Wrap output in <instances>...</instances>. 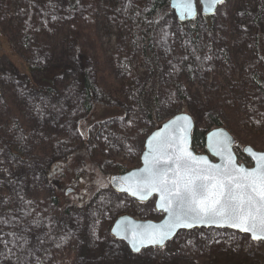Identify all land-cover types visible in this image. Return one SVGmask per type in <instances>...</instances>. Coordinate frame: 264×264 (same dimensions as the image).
Wrapping results in <instances>:
<instances>
[{
  "label": "trees",
  "instance_id": "1",
  "mask_svg": "<svg viewBox=\"0 0 264 264\" xmlns=\"http://www.w3.org/2000/svg\"><path fill=\"white\" fill-rule=\"evenodd\" d=\"M67 1L68 6L61 7L60 0H24L20 4V10L25 20L15 29V34L21 36L25 44L39 43L37 38L45 23H49L53 18L52 21L56 19L60 24L61 13L70 14L82 8L79 0ZM170 1L132 0L128 1L123 9H114V7L109 10V16L119 28L124 25L122 21L128 22L127 31L131 33L135 47L142 51L148 64V79L142 83L138 99L132 109L141 110L150 119H154L152 130L182 110L193 115L197 113V109L184 97L180 82L173 81L172 84L160 86L161 61L156 49V37H164L169 32L167 19L173 14ZM254 2L257 7L251 23L261 29L264 0H249V6ZM4 16L1 15L0 18ZM216 17L221 23L219 32L223 38L219 42L222 45L215 38L218 32L215 26ZM200 18L207 23L210 31V35L206 38H202L198 24ZM200 18L194 22H179L183 29L179 36L184 52L182 66L193 70L192 68L202 65L207 54L214 52L222 54L226 66L230 65L233 15L228 11L227 1L219 7L214 16ZM86 19V24L85 22L79 25L70 24L67 29L68 34L65 37L67 40H64V43L72 42L74 45L69 51L67 66L46 63L43 65L37 61L34 53V58L31 57L29 61L27 59L25 70L18 69L15 73L17 80L26 81V85L32 88L34 94L55 98V100L48 99L57 104L53 112H61L53 122L57 127L61 119L64 118L63 122L69 117L60 108L63 94L75 93L76 96H81L83 103L76 112H74L75 108H72L71 118L74 115L78 123V133L74 139L66 132L50 135L45 131L44 125L36 124L34 120L32 123L28 114L22 107L16 106L13 99L8 100L10 110L4 123L0 124V151L7 160L6 163L5 159L0 161V223L2 225L0 234L4 239L2 257L7 264H126L128 262L125 260L127 258L125 252L121 254L117 251V242L109 237L106 227L104 229L103 226L97 225L103 217L102 210L95 213L85 201L87 195L93 194L97 187L104 182L105 186L109 183L113 174L110 171L124 173L130 169L119 164L112 166L114 169H111L109 163L103 161L104 158L99 153L92 151L96 147L94 134L102 121L112 113H117V109L95 104L96 100L100 95L103 98V94H113L120 99L122 93L117 90L121 85L114 81L108 68L109 82L105 84L103 82V51L99 45L96 48L97 54L89 48L90 42L97 40L96 18L94 15H88ZM2 21L3 23L0 21V24L6 25L5 28L10 34L9 25L5 19ZM259 36L261 37L258 45L259 58L257 61L251 59L248 67L250 87L247 88L245 79L236 81V91L240 92L238 102L223 101L221 96L214 102L213 96L208 94L209 101L206 108L210 128L227 127L238 143L242 139L243 131L240 125L236 124L231 113L235 109L243 110L246 98L251 102L248 107L251 116L249 121L247 119L248 125H251L250 129L256 128L258 131L264 129V82L258 67L260 60L264 58V33H260ZM38 47L42 46L38 45ZM121 57L124 63H130L129 56ZM72 71H76V77L73 81L65 83ZM134 74L138 76L136 71ZM251 87L252 90L249 91ZM101 88L104 90L101 91ZM163 91L165 97L170 98L169 102H173L176 108L166 117H157L158 108L163 104ZM216 105L218 110L214 108ZM118 110L121 114L122 109L118 108ZM139 118V113L128 115L122 124L123 131H120V134L124 137L135 135L139 129ZM243 119L242 116L239 122ZM140 131L145 132V129L141 128ZM206 132L196 128L193 135L195 150L196 147H206ZM71 145L74 148L69 150ZM238 157L243 161L240 155ZM32 162L37 164L38 175L45 181L31 192L20 163ZM21 173H23L24 186L17 191V186L14 187L13 184L17 181L22 184ZM67 182H71L76 189L82 191L81 201L76 197L62 195ZM97 192L94 197L98 195ZM87 235L90 236V240ZM82 239L86 240L85 244ZM133 260L134 263L131 261L130 264H143L142 261Z\"/></svg>",
  "mask_w": 264,
  "mask_h": 264
},
{
  "label": "rangeland",
  "instance_id": "2",
  "mask_svg": "<svg viewBox=\"0 0 264 264\" xmlns=\"http://www.w3.org/2000/svg\"><path fill=\"white\" fill-rule=\"evenodd\" d=\"M23 1L0 0V16L5 15L4 18H0V21L3 23L2 19H5L11 29L9 34V31L5 28L6 25L0 24V124L4 123L5 118L8 116L10 110L8 100L13 99L16 106L22 107L23 111L28 114L26 115L31 122L34 120L36 124L44 125L45 131L50 135L66 132L71 138H76L78 123L74 115L73 118H71V115L72 108H75L74 112H76L83 103L81 96H76L75 93L72 94L71 92L62 95L63 103H61L60 108L69 117L63 122L64 118L61 119L57 127L53 122L57 119V114L59 115L61 112H53V108L57 104L50 101L55 100V98L42 96V99L38 94L33 93L32 88L26 85V81L17 80L15 73L18 69L25 70L29 59L33 57L34 53L37 56V61L43 65L46 63L67 66L69 64V51L74 46L72 42L69 44L64 43V40H67L65 37L68 34L69 25H79L83 22L86 24V16L94 15L98 34L97 40L90 42L89 48L94 54H97L96 48H98V45L101 47L104 54L102 67L105 70V72L103 70V82L104 84L109 82L107 78L108 68L114 81L121 85L117 90L122 93V97L119 99L113 94H103V98L100 95L96 100L95 104L117 109V113H112L110 117L102 121L94 134L96 147L92 151L99 153L104 158L103 161L109 163L111 169H114L112 166L116 164L127 166L130 169L140 166L141 155L145 148V139L152 130L154 119H150L143 111L132 108L136 104L142 83L148 79L149 67L142 51L135 47L131 33L127 31L128 22L122 21L124 25L119 28L109 16L110 9L114 7V9H123L127 6V2L132 0H79L82 7L80 11L65 15L61 13L62 20L60 24L56 19L52 21V18L49 23H45L41 28L37 38L39 43L32 45L25 44L22 37L15 34V29L21 26L25 20L20 10V4ZM60 3L61 7L69 4L67 0H60ZM227 4L228 11L233 15V32L230 39L232 48L229 59L231 66H226L222 54L214 52L207 54L202 65L192 68L193 70L183 67L184 52L182 43L179 40L183 29L174 12L167 19L168 34L164 37H156V49L161 61L159 64L161 69L160 86L164 87L169 83L172 84L173 81L182 84L184 97L197 109L196 115H192L196 117H194V120L196 128L199 130L208 131L211 129L206 108L209 101L208 94L210 93L213 96L214 102L218 101L221 96L223 101L237 103L240 92L236 91V81L245 79L247 88L250 87L249 63L251 59L257 61L259 58L258 45L261 40L259 35L262 32L264 33V17L261 29L256 24L251 23L256 12V2L249 6V0H227ZM198 24L202 38L208 37L210 31L207 23L200 18ZM90 26H92L91 23ZM215 26L218 31L215 38L219 42L223 37L219 32L221 23L218 17L215 18ZM219 43L222 45L221 42ZM38 45L42 47L39 48ZM122 55L129 56L130 63H124L121 60ZM258 67L264 82V58L260 60ZM134 71L137 72L138 76L134 74ZM75 77L76 71H72L67 76V82L65 83L73 81ZM103 90L104 88H101V91ZM250 90H252V87L249 88ZM169 100L170 98L165 97L163 91V104L158 108L157 117H166L176 108L175 104L169 102ZM245 102V108L241 111L233 110L231 116L243 131L240 143L236 139V153L243 158L242 162L251 165L250 159L243 155L242 149L249 144L257 150L264 151V129L259 131L256 128L255 130L250 129L249 126L251 125H248L247 119L249 121L251 116V110L248 109L251 102L248 98L245 99ZM118 108L122 109L121 114ZM214 108L218 110V105ZM49 110L50 112H48ZM135 113H139L140 116L137 133L132 137L122 136L120 131H123V122L128 115ZM242 116L244 119L239 122ZM257 116L258 114H256ZM141 128L145 129V132L140 131ZM72 146L69 147V150L74 148ZM196 151L205 153L206 148L196 147ZM0 155H2L0 161L5 159L4 162L6 163V156L4 158L3 152L0 151ZM20 168L22 172L25 171V179L28 181L26 183L29 185L31 192L45 181L38 175V167L35 162L31 164L20 163ZM110 172L114 173L115 171ZM20 178L22 184H19V181L13 184L14 187L17 186V191L24 186L23 173H21ZM96 192L100 196L94 197ZM81 194L82 191L76 189L71 182H67L62 192L63 196L76 197L80 201L82 200L80 199ZM85 201L89 203L88 207L95 213L102 210L103 217L100 218L97 225L103 226L104 229L106 227L109 237L117 242L116 247L119 253L123 254L125 252L127 257L125 260L128 261L126 264H130L131 261L134 263L133 259L142 261L143 264H264V242L253 241L248 235L230 229L203 228L182 231L164 248H151L143 250L139 254H134L127 244L119 242L111 236L112 224L118 216L125 213L141 220H160L162 215L158 213L154 199L148 202L136 201L126 194L115 192L110 188L109 183L105 186L104 182L97 187L93 194H88ZM0 227H2L1 223ZM87 236L90 240V236ZM82 241H84V244L86 243L85 239H82ZM3 252L4 239L0 234V264H7L3 260Z\"/></svg>",
  "mask_w": 264,
  "mask_h": 264
},
{
  "label": "snow or ice",
  "instance_id": "3",
  "mask_svg": "<svg viewBox=\"0 0 264 264\" xmlns=\"http://www.w3.org/2000/svg\"><path fill=\"white\" fill-rule=\"evenodd\" d=\"M176 7L191 14L192 0H176ZM177 119L190 123L186 116ZM179 130L180 136L166 137L155 147L149 142L152 158L145 157L147 167L137 182L140 192L160 194V207L171 214V221L162 228L133 230L134 249L139 251L137 244L144 243L162 246L173 228L191 227L193 222L228 225L251 233L253 239H264V153H252L256 158L252 169L238 166L230 152L224 166L208 164L205 158H196L188 151L186 126L181 124ZM197 160L204 166H197Z\"/></svg>",
  "mask_w": 264,
  "mask_h": 264
},
{
  "label": "water",
  "instance_id": "4",
  "mask_svg": "<svg viewBox=\"0 0 264 264\" xmlns=\"http://www.w3.org/2000/svg\"><path fill=\"white\" fill-rule=\"evenodd\" d=\"M227 0H223L222 3H217L216 0H192V9L191 14L187 12L182 13L180 9L176 7V0L170 1V7L172 8L173 12L176 14L179 22L187 23L196 20L198 17L203 16H214L218 10V8L225 3ZM200 7V9H199ZM0 95H1V87H0ZM188 117L190 118V123L187 121H180L178 117ZM184 124L186 126V136H187V149L190 151L194 157L200 158L203 157L206 159L208 164L212 165H221L224 166L227 163V157L229 152L232 154V158L238 166H243L248 169H252L256 167V158L252 155V153H264V151L257 150L252 145H245L242 149V153L245 157L250 159L251 165H248L244 162L239 161L238 154L236 153L235 146H236V138L231 133V131L224 126H218L215 128H211L206 133V152L205 153H198L193 148L194 140L193 135L196 129V122L194 117L191 113L187 111H181L169 117L167 120L159 124L154 130H152L149 135L145 139V148L141 155V162L140 166L131 168L124 173H114L110 176L109 179V186L112 190L119 194H126L127 196L131 197L132 199L139 201V202H148L150 200L155 201V206L159 214L162 215L160 220H141L137 217L130 215V214H121L118 216L114 223L112 224L110 234L113 238L119 242H123L128 245L130 250L134 254H139L143 250L151 249V248H164L170 241L174 240L179 233L182 231H191L195 229H203V228H217V229H230L233 231H237L244 235H248L251 240L253 241H262L264 239H253L251 233L244 232L242 230L230 227L228 225H218V224H198L194 223L191 227H183L179 226L173 228L171 231L170 236L164 244L161 246L159 244H137L139 251H136L133 247V241L131 239V232L133 230L136 231H144L145 229H149L150 226H155L156 228H162L165 225H168L171 221V214L166 211L165 209L160 207L161 204V197L158 192H149L147 194L140 192L138 190L137 182L142 178L144 175L143 170L147 167L145 164V157L147 156L149 160L152 158V151L149 148V142L151 141L153 147L156 146L158 141H162L164 138L169 136H180L181 132L179 130V126ZM159 134V136H157ZM156 137L154 140L153 138ZM251 149V151H248ZM197 166L203 167V161H196ZM115 178V179H114ZM132 189L137 191L136 195L132 194ZM141 196L144 198L141 199ZM129 229V232H124V228Z\"/></svg>",
  "mask_w": 264,
  "mask_h": 264
}]
</instances>
